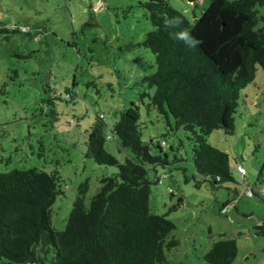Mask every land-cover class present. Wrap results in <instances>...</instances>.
<instances>
[{"label": "rangeland", "instance_id": "rangeland-1", "mask_svg": "<svg viewBox=\"0 0 264 264\" xmlns=\"http://www.w3.org/2000/svg\"><path fill=\"white\" fill-rule=\"evenodd\" d=\"M168 1L188 17L206 5V0ZM139 2L0 0V24L8 29L0 31V171L57 168L60 192L50 212L57 229L64 227L77 184L87 179L88 201L99 187L100 175L115 170L84 156L85 128L96 112H103L111 124L119 108L130 100L137 102L136 81L152 68V53L136 44L149 28ZM257 9L264 14V4ZM86 22L92 24L83 25ZM23 25L30 33L9 31ZM71 88V97L59 98ZM140 116L142 139L165 141L162 151L169 164L148 169L149 177L159 176L150 184L148 207L175 224L168 236L177 244L165 249L170 262L208 264L201 255L222 234L236 242L230 264H264V235L254 233V226L264 219V197L246 192L248 185L257 190L264 185L256 180L264 158L262 68L257 65L253 79L238 91L232 133L213 129L207 135L229 155L232 179L218 186L195 184L201 177L191 163L184 130L166 131L155 110L145 111L142 105ZM104 147L120 161L128 153L112 137L104 139ZM150 151H155L153 146ZM173 156L177 159L171 161Z\"/></svg>", "mask_w": 264, "mask_h": 264}, {"label": "trees", "instance_id": "trees-1", "mask_svg": "<svg viewBox=\"0 0 264 264\" xmlns=\"http://www.w3.org/2000/svg\"><path fill=\"white\" fill-rule=\"evenodd\" d=\"M263 4L264 0H206L198 14L188 17L168 0H140L149 28L136 44L152 53V68L136 81L137 102L130 100L119 108L111 124L103 112H96L85 128L84 156L115 170L100 175L99 187L88 201L87 179L77 184L62 229L50 221L51 204L60 192L56 167L0 171V264H180L171 263L165 253L177 244L168 236L175 224L148 207L150 184L159 180L149 177L148 169L169 161L162 151L164 139H142L140 105L145 111L155 110L166 131L181 128L187 133L191 163L201 177L194 179L196 185L207 181L215 187L231 180L228 153L212 145L207 135L213 129L232 133L239 89L253 79L257 65L264 71V14L257 9ZM172 17H179L181 27L200 41L195 48L170 35L179 31L166 28ZM88 24L92 23L83 25ZM3 30L8 31L0 24ZM9 31L30 33V27L11 26ZM72 88L59 98L71 97ZM50 111L56 117L53 105ZM110 137L128 151L122 161L104 147V139ZM256 180L264 184V158ZM248 189L264 197V185ZM254 233L264 235V219L254 226ZM235 253V239L219 234L201 257L208 264H230Z\"/></svg>", "mask_w": 264, "mask_h": 264}, {"label": "clouds", "instance_id": "clouds-1", "mask_svg": "<svg viewBox=\"0 0 264 264\" xmlns=\"http://www.w3.org/2000/svg\"><path fill=\"white\" fill-rule=\"evenodd\" d=\"M183 21L179 17H172L166 21V28L179 29V31H173L170 35L184 42V44L190 48H195L200 41L191 35V30L189 28H182L181 25Z\"/></svg>", "mask_w": 264, "mask_h": 264}, {"label": "built area", "instance_id": "built-area-1", "mask_svg": "<svg viewBox=\"0 0 264 264\" xmlns=\"http://www.w3.org/2000/svg\"><path fill=\"white\" fill-rule=\"evenodd\" d=\"M237 170H240L241 172H243V168L240 165L236 166ZM247 194H251V191L249 189L246 190Z\"/></svg>", "mask_w": 264, "mask_h": 264}]
</instances>
